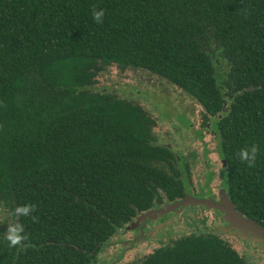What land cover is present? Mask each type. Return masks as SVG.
<instances>
[{
    "label": "trees",
    "instance_id": "1",
    "mask_svg": "<svg viewBox=\"0 0 264 264\" xmlns=\"http://www.w3.org/2000/svg\"><path fill=\"white\" fill-rule=\"evenodd\" d=\"M111 66L215 118L230 200L264 227V0H0V213L27 237L11 248L0 232V264H97L125 225L184 196L155 121L95 91ZM253 145L248 167L239 152ZM25 204L30 216L11 215ZM123 264L248 263L214 235L183 234Z\"/></svg>",
    "mask_w": 264,
    "mask_h": 264
},
{
    "label": "rangeland",
    "instance_id": "2",
    "mask_svg": "<svg viewBox=\"0 0 264 264\" xmlns=\"http://www.w3.org/2000/svg\"><path fill=\"white\" fill-rule=\"evenodd\" d=\"M218 67L220 71L224 69L220 63ZM223 67H225V63ZM94 89L98 93L109 94L141 106L155 121L153 134L156 144L164 147L170 145L173 151L180 149L181 145L187 144L185 140L188 134L191 136L194 134L199 114L202 112V108L193 99L171 84L138 70H120L116 66H111L98 75ZM189 121L193 123V126H188ZM209 143L211 146L214 144L213 141ZM201 217L200 212L189 211L178 218V226H175L173 230L178 231L187 226L190 229L188 228L189 230L183 233L184 235L195 233L193 228L197 226V221ZM10 223L11 220L7 214L0 213V232L2 234L5 233L6 227ZM172 233L174 234V232ZM118 234L111 240L109 246L105 247L98 255L97 264H123L133 258L150 254L155 248L161 247L158 245V240H155L156 242L153 241L121 253L120 248H110L111 243L119 239ZM232 247L248 264H264V252L261 249L241 242H233Z\"/></svg>",
    "mask_w": 264,
    "mask_h": 264
},
{
    "label": "flooded vegetation",
    "instance_id": "3",
    "mask_svg": "<svg viewBox=\"0 0 264 264\" xmlns=\"http://www.w3.org/2000/svg\"><path fill=\"white\" fill-rule=\"evenodd\" d=\"M214 119L209 118L205 121L204 115L200 112L194 134L192 136L188 134L185 140L187 144L181 145L180 149L174 151L170 145L166 146L175 158V162L172 161L173 166L180 173L179 179L182 182V194L184 195L182 198L190 195L197 199L213 200L216 203H220V195L223 191L229 197L225 184L227 163L219 154L218 137L212 128ZM190 125L193 126L191 121H189L188 126ZM211 141L214 142L213 146L209 143ZM182 198L168 204L180 201ZM161 207L154 208L150 211L157 210ZM189 211H198L202 214V217L197 221V226L193 228L195 233L190 234L214 235L231 246L233 242H241L260 249L255 242L241 240V234L237 230H230V224L225 221L224 215L221 212L215 209H206L203 206H188L183 210L178 208L176 212H170L167 215L156 217L153 220L147 219L136 225L137 218L143 214L141 213L119 231V239L116 242H112L110 248H120L122 253L126 250H132L135 247L149 244L155 240H158V245H168L190 229L186 226L185 229L173 230L175 226H178V218Z\"/></svg>",
    "mask_w": 264,
    "mask_h": 264
},
{
    "label": "water",
    "instance_id": "4",
    "mask_svg": "<svg viewBox=\"0 0 264 264\" xmlns=\"http://www.w3.org/2000/svg\"><path fill=\"white\" fill-rule=\"evenodd\" d=\"M188 206H203L206 209H215L221 212L224 215L225 221L230 224V230L240 232L241 240L255 242L264 251V227L260 226L254 219L246 218L238 212L234 203L229 200L228 195L224 191L220 195V203H216L213 200L197 199L187 195L180 201L163 205L157 210L141 214L136 220V225L147 219L153 220L156 217H162L170 212H176L178 208L183 210Z\"/></svg>",
    "mask_w": 264,
    "mask_h": 264
},
{
    "label": "clouds",
    "instance_id": "5",
    "mask_svg": "<svg viewBox=\"0 0 264 264\" xmlns=\"http://www.w3.org/2000/svg\"><path fill=\"white\" fill-rule=\"evenodd\" d=\"M103 17V10H93V20L95 22H100ZM258 150V146L256 145L241 150L239 152L240 161L246 162L248 167H253L256 162ZM34 211L35 207L33 205L25 204L23 206L16 207L11 215L15 218L28 217ZM4 239L11 248L26 247L24 241L27 239V237L24 235V226L21 223H18L17 219H13V221L6 227Z\"/></svg>",
    "mask_w": 264,
    "mask_h": 264
}]
</instances>
